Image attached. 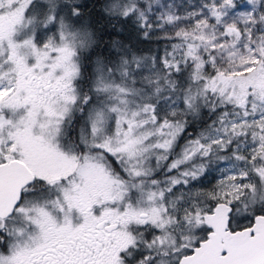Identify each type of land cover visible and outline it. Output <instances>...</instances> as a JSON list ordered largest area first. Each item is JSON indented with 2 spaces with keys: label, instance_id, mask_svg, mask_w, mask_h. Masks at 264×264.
Wrapping results in <instances>:
<instances>
[{
  "label": "snow or ice",
  "instance_id": "1",
  "mask_svg": "<svg viewBox=\"0 0 264 264\" xmlns=\"http://www.w3.org/2000/svg\"><path fill=\"white\" fill-rule=\"evenodd\" d=\"M0 264H264V0H0Z\"/></svg>",
  "mask_w": 264,
  "mask_h": 264
},
{
  "label": "rangeland",
  "instance_id": "2",
  "mask_svg": "<svg viewBox=\"0 0 264 264\" xmlns=\"http://www.w3.org/2000/svg\"><path fill=\"white\" fill-rule=\"evenodd\" d=\"M95 19H96V17L93 16V20H95ZM107 40H108V37L105 36V37H104V43H107ZM104 43H102V45H101V49H103V47H104Z\"/></svg>",
  "mask_w": 264,
  "mask_h": 264
},
{
  "label": "trees",
  "instance_id": "3",
  "mask_svg": "<svg viewBox=\"0 0 264 264\" xmlns=\"http://www.w3.org/2000/svg\"><path fill=\"white\" fill-rule=\"evenodd\" d=\"M95 16V15H94ZM96 17V16H95Z\"/></svg>",
  "mask_w": 264,
  "mask_h": 264
}]
</instances>
